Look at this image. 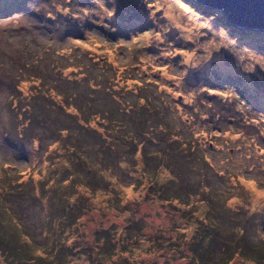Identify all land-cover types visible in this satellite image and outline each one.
<instances>
[{
    "label": "rangeland",
    "instance_id": "374dc122",
    "mask_svg": "<svg viewBox=\"0 0 264 264\" xmlns=\"http://www.w3.org/2000/svg\"><path fill=\"white\" fill-rule=\"evenodd\" d=\"M217 8L0 0V264H264V26Z\"/></svg>",
    "mask_w": 264,
    "mask_h": 264
},
{
    "label": "water",
    "instance_id": "95a60500",
    "mask_svg": "<svg viewBox=\"0 0 264 264\" xmlns=\"http://www.w3.org/2000/svg\"><path fill=\"white\" fill-rule=\"evenodd\" d=\"M213 3V0H204ZM225 3V9L231 10L233 16L228 15L246 25L264 26V0H216ZM216 4V3H215ZM244 27V26H243Z\"/></svg>",
    "mask_w": 264,
    "mask_h": 264
},
{
    "label": "bare ground",
    "instance_id": "6f19581e",
    "mask_svg": "<svg viewBox=\"0 0 264 264\" xmlns=\"http://www.w3.org/2000/svg\"><path fill=\"white\" fill-rule=\"evenodd\" d=\"M194 1H196V2H200V3H202L203 5H204V7H206V8H217L218 6H216V7H214V5H213V3H208V2H206V1H204V0H194ZM205 5H208V6H205ZM218 8H221V10H222V8H224V7H218ZM217 8V9H218ZM165 14H166V18H169V17H173L172 16V13L170 12V9L168 8V6L167 7H165ZM190 25V24H189ZM219 36V35H218ZM219 40L222 42L220 45H222L223 43H226L227 41H228V38L222 33V34H220V38H219ZM216 56H217V54H214V55H212L211 56V58H216ZM218 61L222 64V65H224L223 63H222V61H221V59H220V57L218 56Z\"/></svg>",
    "mask_w": 264,
    "mask_h": 264
},
{
    "label": "trees",
    "instance_id": "16d2710c",
    "mask_svg": "<svg viewBox=\"0 0 264 264\" xmlns=\"http://www.w3.org/2000/svg\"><path fill=\"white\" fill-rule=\"evenodd\" d=\"M216 3V4H215ZM213 5H214V7H216V5L218 6V7H224L225 6V3H223V2H217L216 0H213ZM221 9V8H220ZM223 10H225L229 15H231V16H233L234 14L231 12V10H229V9H225V7L224 8H222ZM230 13H232V14H230ZM195 238H196V241H197V237L195 236Z\"/></svg>",
    "mask_w": 264,
    "mask_h": 264
}]
</instances>
